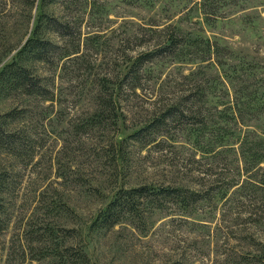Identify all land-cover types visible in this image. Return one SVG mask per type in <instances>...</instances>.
<instances>
[{
  "label": "rangeland",
  "instance_id": "rangeland-1",
  "mask_svg": "<svg viewBox=\"0 0 264 264\" xmlns=\"http://www.w3.org/2000/svg\"><path fill=\"white\" fill-rule=\"evenodd\" d=\"M38 28L53 47L22 64L44 97L0 94V264H264V0H0V71ZM145 185L198 199L96 223Z\"/></svg>",
  "mask_w": 264,
  "mask_h": 264
},
{
  "label": "trees",
  "instance_id": "trees-1",
  "mask_svg": "<svg viewBox=\"0 0 264 264\" xmlns=\"http://www.w3.org/2000/svg\"><path fill=\"white\" fill-rule=\"evenodd\" d=\"M46 1V0H44ZM48 26L55 28L58 34L64 36L67 31V27L57 23L56 21H49ZM47 28V27H46ZM38 29L32 35V37L26 42L24 48L19 53V61L12 62L5 65L0 71V94L9 93L14 90H21L22 93L28 96H42L45 91L42 90L38 79L34 78L29 69L22 64V62L29 60L45 61L47 55L52 49L53 45L48 41H45L38 34ZM173 41L171 42V46ZM170 46L164 47L159 51H167ZM155 51L149 55L141 56L137 61L153 58L159 56ZM20 62V64H19ZM179 102L175 105L169 106L167 110L163 111L160 118L154 119L148 127L149 135H157L162 130L160 129L169 118L181 115L178 111ZM17 119L16 113H6L0 116V148L8 151H14L17 146L18 136L16 131L7 130V126ZM145 129L134 133V138L146 137ZM151 130V131H150ZM15 147V148H14ZM10 176L8 173L0 172V233L5 229V203L4 195L10 192ZM175 199L179 203L188 202L190 199L197 200L198 197L195 193H188L181 188L159 187L152 186H140L132 189L119 190L110 204L98 215L96 223L101 227H111L118 223L126 212L132 213L134 218L138 221L141 220V215L138 211V205L141 201H146L153 205L159 206L161 200ZM68 260L73 264H84L85 256L82 252L70 250ZM77 262V263H76Z\"/></svg>",
  "mask_w": 264,
  "mask_h": 264
}]
</instances>
